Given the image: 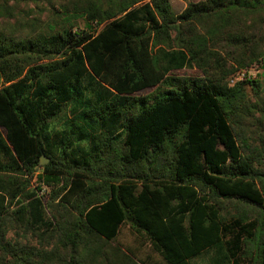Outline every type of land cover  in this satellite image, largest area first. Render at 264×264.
<instances>
[{
    "label": "trees",
    "instance_id": "obj_1",
    "mask_svg": "<svg viewBox=\"0 0 264 264\" xmlns=\"http://www.w3.org/2000/svg\"><path fill=\"white\" fill-rule=\"evenodd\" d=\"M255 64L264 0H0V264H151L125 225L156 264H264Z\"/></svg>",
    "mask_w": 264,
    "mask_h": 264
},
{
    "label": "rangeland",
    "instance_id": "obj_2",
    "mask_svg": "<svg viewBox=\"0 0 264 264\" xmlns=\"http://www.w3.org/2000/svg\"><path fill=\"white\" fill-rule=\"evenodd\" d=\"M200 0H169V2L171 3L173 9L176 12H181L183 11L190 3H197ZM263 74V70L262 68L259 66V64H255L250 66L247 69L244 70H239L238 72H236L234 75H232L231 77H229L228 82L230 84L231 80H242V79H256V80H262L264 78ZM177 75L180 76H190V77H197L200 75V72L196 69H188V70H182L180 72L177 73ZM154 90L155 88H151V89H146L143 90L139 93H137V96H149L154 94ZM61 123L58 124L57 127H60ZM46 193V194H45ZM49 193V189L44 187L42 189L41 192H39L40 195L45 194V198H47ZM118 242L124 246V247H129L132 248L133 250H136L137 253L139 254V256L141 258H148L149 259V263L153 264V263H160V258L157 254H155L150 245L148 243H145L144 245H139V242H135L131 230L129 228V225H125L122 230L120 231V235L118 236ZM147 260V259H146Z\"/></svg>",
    "mask_w": 264,
    "mask_h": 264
},
{
    "label": "water",
    "instance_id": "obj_3",
    "mask_svg": "<svg viewBox=\"0 0 264 264\" xmlns=\"http://www.w3.org/2000/svg\"><path fill=\"white\" fill-rule=\"evenodd\" d=\"M46 163H48V159H47L44 155H42V156L40 157V164H41V165H44V164H46Z\"/></svg>",
    "mask_w": 264,
    "mask_h": 264
},
{
    "label": "built area",
    "instance_id": "obj_4",
    "mask_svg": "<svg viewBox=\"0 0 264 264\" xmlns=\"http://www.w3.org/2000/svg\"><path fill=\"white\" fill-rule=\"evenodd\" d=\"M240 80V79H239ZM237 81V80H236ZM235 82V80H231V83H234Z\"/></svg>",
    "mask_w": 264,
    "mask_h": 264
}]
</instances>
